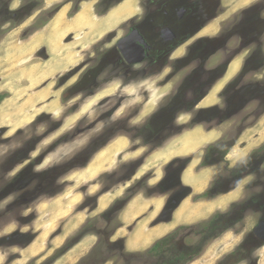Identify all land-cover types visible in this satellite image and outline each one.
I'll return each instance as SVG.
<instances>
[{
    "label": "rangeland",
    "instance_id": "obj_1",
    "mask_svg": "<svg viewBox=\"0 0 264 264\" xmlns=\"http://www.w3.org/2000/svg\"><path fill=\"white\" fill-rule=\"evenodd\" d=\"M99 1L0 2V264H78L108 235L112 242L123 240L124 254L146 252L155 242H144L136 251L126 245V238L140 229L139 220L124 225L122 216L136 194L140 200L164 194L165 207L156 223L170 220L172 202L180 205L188 195L185 204L194 208L185 215L191 224L176 221L180 226L165 235L185 227L177 236L182 249L198 241L191 227L216 214L230 215V228L184 264H264V243L253 234L264 220V150H259L264 130L262 138H250L264 115V99L221 123L219 115L197 117L202 130L218 129L217 142L233 144L226 156L219 147L208 152L217 142L190 158L166 154L176 142L171 139L197 125H191L192 115L186 114L154 119L173 84L159 89L160 79H145L140 67L126 73L111 65L114 40L108 39L121 35L124 19L140 11L142 0ZM103 12L108 14L102 17ZM57 15L63 19L59 27L53 23ZM33 41L37 46L32 51ZM50 45L66 47L68 56L64 70L55 75L44 66L52 58ZM246 50L235 66L250 57ZM255 60L264 63V35ZM59 61L51 64L53 71L62 65ZM255 74L264 80V69ZM223 85H216L213 97ZM241 141L248 144L244 150L237 146ZM198 155L200 159H194ZM203 160L218 167L205 191L214 194L212 198L203 197L205 192L189 193L180 183L179 168L191 161L192 177ZM234 168L237 172H230ZM203 176L206 186L212 174ZM231 190L235 195H219ZM106 193L115 198L97 210L98 197ZM116 201L125 203L118 215L102 216ZM242 202L247 204L230 211ZM65 244L66 251L52 259ZM115 250L104 249V256L113 257L105 264H151L148 258L121 261L123 254Z\"/></svg>",
    "mask_w": 264,
    "mask_h": 264
},
{
    "label": "flooded vegetation",
    "instance_id": "obj_2",
    "mask_svg": "<svg viewBox=\"0 0 264 264\" xmlns=\"http://www.w3.org/2000/svg\"><path fill=\"white\" fill-rule=\"evenodd\" d=\"M99 4L107 5L106 0ZM229 8L223 0H142L140 11L124 19L121 35L108 39L114 40L110 47L114 68L130 73L140 67L145 79H160L157 88L175 86L167 103L155 111L154 119L192 115L190 124L195 127L202 126L199 115H219L221 123L264 99V80L258 81L261 79L255 74L264 69L263 62H255L259 39L264 35V0H254L235 13ZM245 49L251 51L250 57L229 73L231 64ZM219 82L224 85L217 102L200 107ZM209 121L211 118L206 119Z\"/></svg>",
    "mask_w": 264,
    "mask_h": 264
},
{
    "label": "crops",
    "instance_id": "obj_3",
    "mask_svg": "<svg viewBox=\"0 0 264 264\" xmlns=\"http://www.w3.org/2000/svg\"><path fill=\"white\" fill-rule=\"evenodd\" d=\"M44 1L51 2V0H44ZM62 21L63 19L62 18L60 19V15L59 16L57 15L53 23L57 24L58 25L57 27H59L60 25L62 26L61 24ZM36 46L37 44H34V41H33V47L31 48V50L33 51L36 48ZM18 48H20L21 50L24 49L22 48V46ZM65 48L66 47L64 46L60 48L59 47L56 48L53 45H50V47L47 48L50 51L49 54L52 56L51 60L44 65L48 69L49 75H53V74L55 75L64 70L63 60L64 59L67 60L68 58V56H66V54L63 52ZM54 60L55 61L60 60L59 62H61L62 65H58L59 68L53 71L54 68L53 66H51V64H54ZM235 62L236 61H234L231 64L229 73L232 68L235 69ZM37 67H38L37 65L33 66L34 69ZM213 90L210 92L209 95H207L204 99H202V101L199 104L200 107H207L209 105L214 104V100L216 98L213 97ZM261 118L258 119V121L260 120L257 125L258 130H256L254 132L255 133L254 136L250 138L254 139L257 136L258 138L255 140L262 138L260 133L264 130V115H262ZM202 129L203 128H201V126L199 125V126H196L195 128L187 129L181 135H178L174 137L173 139H171V140H176V142L168 148L166 154L168 155L170 154L171 156H173V158H183L184 159V158H190L192 156L194 157L196 153L200 152L201 154L204 148L216 143L219 140V136L216 134L218 132V129L216 127L213 126L208 130H202ZM243 143L244 142L241 141L240 143L237 144V146L240 145L239 147L241 148V150H244L248 147V144L244 145ZM258 145H261V144L259 143ZM249 146H254V144L250 143ZM197 158L200 159V155L196 156L194 159H197ZM200 161L198 162V165H197L198 168L194 169V173H193L194 175L192 177H190L191 175H189L190 173L188 172V168L190 167L191 161L187 162L185 167L181 170L180 183L182 184L183 187H186L189 190V193L192 192L195 194H201L205 192L209 188L211 182L213 181L214 175L216 174V171L218 169V167L213 164L204 166V167L201 165L199 166ZM209 172L212 174V176L209 179L207 185L205 186L206 181H205V176L203 175ZM148 185H149V182H148ZM233 190L236 191V189H233ZM232 192L234 191L231 190L228 192V194H219V195H224L227 197L231 195H235V193H232ZM113 198H115V196L112 193H106L104 195L99 196L97 199V202H98L97 210H101L103 207L108 205ZM188 199L189 198L187 195L185 198L181 200L180 205L175 210L172 211V215L169 221L167 222L160 221L156 223L159 215L161 214V212L163 211L165 207L166 201L164 198V194H162V196H152V197H147V198L144 197L141 200L138 194L133 196L129 200V202L126 204L125 209L123 210V214H122L123 224L130 225L132 221L139 220V225L136 227L137 228L140 227V229L139 230L135 229L134 232H132L130 236L126 238L127 249L130 251L141 250L142 246L145 243L156 242L160 238L164 237L167 233L175 229L177 226H180L182 224H191L190 222L192 221L187 220L185 212H193L194 207H191L190 205L185 204L188 201ZM207 202H212V201L207 200ZM176 221H180L181 222L179 223L180 225H175L174 223Z\"/></svg>",
    "mask_w": 264,
    "mask_h": 264
},
{
    "label": "trees",
    "instance_id": "obj_4",
    "mask_svg": "<svg viewBox=\"0 0 264 264\" xmlns=\"http://www.w3.org/2000/svg\"><path fill=\"white\" fill-rule=\"evenodd\" d=\"M4 99L3 95H0V102ZM233 146L232 143H228L227 140H220L215 145L208 147V152H210L214 148H222L223 155L226 156L227 153L230 151L231 147ZM264 150V145L259 149ZM257 150L256 152H259ZM254 152V153H256ZM253 153V154H254ZM208 164L203 160L201 166H208ZM185 166L182 165L179 168L181 171ZM238 168L231 169L230 172H237ZM254 185V183H253ZM251 186H248L249 189ZM205 198H212L214 194L207 191L203 194ZM252 198H249L250 201ZM247 201V202H248ZM247 203L242 202L237 205L233 204L231 206V210L233 211L238 206H245ZM125 203H121L120 201H116L102 216L105 215H118V213L123 209ZM171 207L174 208V204H171ZM229 216L227 214H216L211 217L209 220L198 224L195 228L191 227L192 235L198 237V241L186 248L182 249L177 246V236L178 232L185 229V227L178 228L174 232L170 233L169 235L157 240L152 247L144 253H122L123 252V240H118L115 242L110 241L111 235H108V239L105 241H101L87 256L83 257L78 264H105L109 261L113 260V257L104 256V249L106 247L116 249L115 252L122 256L121 261H126L128 259L137 261L138 259L148 258L151 261V264H184L187 261L191 260L192 258L196 257L200 253V248L204 244H206L212 238H216L220 236L225 230L230 228L229 223ZM115 217V216H114ZM120 227V224L116 226V229ZM68 244H65L61 249L57 250L54 254L53 258H56L62 255L66 249L68 248ZM117 256V254H116ZM51 260V259H50Z\"/></svg>",
    "mask_w": 264,
    "mask_h": 264
},
{
    "label": "bare ground",
    "instance_id": "obj_5",
    "mask_svg": "<svg viewBox=\"0 0 264 264\" xmlns=\"http://www.w3.org/2000/svg\"><path fill=\"white\" fill-rule=\"evenodd\" d=\"M254 0H223V5L225 4V5H228L229 7H231L232 6V8H231V12H236L238 9H240V8H242V7H244V6H247V5H249L250 3H252ZM224 7H227V6H224ZM231 12H229V13H231ZM234 12V13H235ZM215 29V28H214ZM213 29H211V31L210 32H213L212 31ZM216 30V29H215ZM37 97V96H36ZM38 99V98H37ZM106 155H107V153H106ZM91 166H93L92 164H91ZM130 209V208H129ZM181 212V211H180ZM180 217V216H179ZM169 221V220H168ZM162 234V233H161ZM42 240H43V238H41ZM39 241H41V240H39ZM34 251V250H33ZM37 251V250H36ZM29 253V252H28ZM35 255V254H34ZM38 255V254H37Z\"/></svg>",
    "mask_w": 264,
    "mask_h": 264
},
{
    "label": "water",
    "instance_id": "obj_6",
    "mask_svg": "<svg viewBox=\"0 0 264 264\" xmlns=\"http://www.w3.org/2000/svg\"><path fill=\"white\" fill-rule=\"evenodd\" d=\"M172 203L174 204V208H172V210H175L179 204L176 201H174ZM253 234L256 236V238L259 240V242L264 243V220L260 221L256 225V227L253 230Z\"/></svg>",
    "mask_w": 264,
    "mask_h": 264
}]
</instances>
